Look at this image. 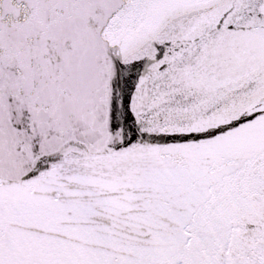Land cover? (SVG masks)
Here are the masks:
<instances>
[{
    "label": "snow or ice",
    "instance_id": "obj_1",
    "mask_svg": "<svg viewBox=\"0 0 264 264\" xmlns=\"http://www.w3.org/2000/svg\"><path fill=\"white\" fill-rule=\"evenodd\" d=\"M0 264H264V0H0Z\"/></svg>",
    "mask_w": 264,
    "mask_h": 264
}]
</instances>
